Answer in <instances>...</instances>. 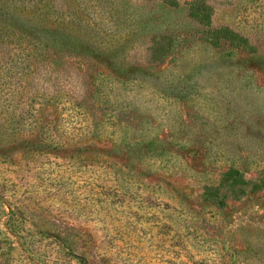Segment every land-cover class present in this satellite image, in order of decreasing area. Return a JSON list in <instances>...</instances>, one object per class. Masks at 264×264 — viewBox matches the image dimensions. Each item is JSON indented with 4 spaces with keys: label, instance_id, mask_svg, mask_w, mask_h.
Returning a JSON list of instances; mask_svg holds the SVG:
<instances>
[{
    "label": "rangeland",
    "instance_id": "rangeland-1",
    "mask_svg": "<svg viewBox=\"0 0 264 264\" xmlns=\"http://www.w3.org/2000/svg\"><path fill=\"white\" fill-rule=\"evenodd\" d=\"M82 1L83 29L110 57L92 90L84 54L80 67L0 71V114L11 96L25 116L45 103L54 140L0 145V180L41 225L84 234L97 264H264V186L225 205L206 194L264 177V0H197L209 23L196 0Z\"/></svg>",
    "mask_w": 264,
    "mask_h": 264
},
{
    "label": "trees",
    "instance_id": "trees-1",
    "mask_svg": "<svg viewBox=\"0 0 264 264\" xmlns=\"http://www.w3.org/2000/svg\"><path fill=\"white\" fill-rule=\"evenodd\" d=\"M101 1L95 0L93 6L98 7ZM196 2L197 0L192 3L194 16H199L201 21L204 20L202 16H206L208 18L206 21L209 23L206 10L202 11L201 8L196 7ZM158 4L179 5L177 0H160ZM46 6L49 8L47 11L44 10ZM11 9L22 11L25 15L19 19ZM87 9L82 0H0L2 76L6 75L4 68L7 67V71H10L18 63H23L24 67L36 63L44 65L46 62L54 66L60 64L62 66L65 63L73 64L77 60L75 64L80 67L83 63L79 59L84 54L89 56L92 63L87 65L88 72L85 71L90 78L92 90L99 72L96 60L110 57L108 52L110 46H97L92 41L95 35L91 36L86 29H83L81 13ZM44 16L48 20L41 24L40 19ZM13 20L15 22L19 20L22 28H18ZM50 22L53 25L50 26ZM86 22L89 25V21L86 20ZM17 31L20 33L15 34ZM216 31L221 39L239 35V38L248 41L246 37H240V34L237 35L235 31L227 27H220ZM158 43H155L156 56L161 53L158 50ZM10 46L14 51H8V55L4 52L2 55L1 50L4 51V47ZM42 49L46 50L42 53L40 52ZM114 53L117 52L114 51ZM10 98L5 111L0 114V145H10L9 147L12 148L25 144L23 146L34 148L33 151H37L42 145H53L54 140L48 134V127L44 125L47 122L43 118L47 105L41 103L38 107L40 115L30 113L25 116L20 110L15 109L16 99H13V96ZM25 132L27 134L23 135ZM263 186L264 177L257 180L244 177L239 181L237 179L233 182L224 181L216 188H207L206 194L215 190L209 198L219 200L218 204L225 205L226 196L242 198ZM237 190L240 191V195H232ZM26 200H30V196L18 195L17 191L12 190L6 178L3 181L0 180V264H97L95 259L99 255L96 253L95 246L87 243L79 244L84 234L72 233L74 230L72 226L58 230L41 225L36 220L41 222L43 219L33 218L32 211L29 210L30 203H25L28 202Z\"/></svg>",
    "mask_w": 264,
    "mask_h": 264
}]
</instances>
